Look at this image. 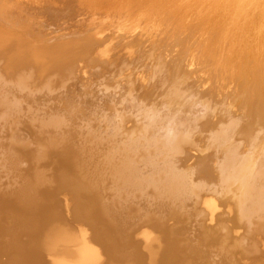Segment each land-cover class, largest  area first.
Instances as JSON below:
<instances>
[{"label":"bare ground","instance_id":"6f19581e","mask_svg":"<svg viewBox=\"0 0 264 264\" xmlns=\"http://www.w3.org/2000/svg\"><path fill=\"white\" fill-rule=\"evenodd\" d=\"M129 2L0 0V264H264V0Z\"/></svg>","mask_w":264,"mask_h":264},{"label":"rangeland","instance_id":"374dc122","mask_svg":"<svg viewBox=\"0 0 264 264\" xmlns=\"http://www.w3.org/2000/svg\"><path fill=\"white\" fill-rule=\"evenodd\" d=\"M129 1L130 0H105L106 7H103V6L97 7L96 4L95 5L94 4L93 5H89V6L86 5L85 7H87L86 9H87L88 12L92 13V16L93 15H95V16H105L106 18L112 19V18H115V16H112L110 18V15H111L110 13H112V15H113V13H116L117 16H119V15H121L123 13V15L125 17H126V15H128L127 12L128 11H131L128 8H126V6H128L129 3H130ZM139 1L141 2V6L143 5L142 7L145 8V9L148 8V6L150 4L153 5L155 8H160V7L169 8L172 5L173 6H176V4L178 5V3L180 2V0H174V1L173 0H156L157 2H153L155 0H139ZM165 2L167 4L169 2V4L167 5ZM151 5L149 7H151ZM93 6L96 7V8H93ZM179 7H181V6H178V7L176 6L175 9L180 10L181 8H179ZM149 9L150 8H148V10ZM96 24L98 25V23H96ZM160 40L163 41V39H160ZM212 42H213L212 45L209 42H208V44L205 45V50L206 51L209 50V49L210 50H213L214 48L216 50H218V51H221L220 48H222V52L224 51V48H223L224 46L222 45V43L220 41H219V44H216V38H215V40L212 41ZM184 45H185V43H184ZM185 46H187V45H185ZM250 49L251 50L249 52H250V54H252V58L251 59L250 58L246 59V61H248V64L246 65V67L248 66L247 69H246L247 71L244 70V67H243L242 76H240L241 77L240 79L241 80L243 79V82L245 84L244 85L243 83H240V85L242 84V88L243 87H249V85L252 84V80L254 78V72L251 69H253L255 67V66H253V64L255 62L258 64V62L260 61V55L259 54H256V52L253 49V47H251ZM229 53L226 54V59H225L227 61L228 65H236L238 63H241L242 55L239 53V51L234 50L233 53L232 52L230 53V55H229ZM220 57L221 56H219V58ZM219 58H217V59H219ZM243 64H244V62H243ZM197 67H198V69L195 72V74H197L199 76L202 75V77H207V76L211 75V73H212L211 72V69L213 68V65L211 66V64H209V63L207 64L206 62H203V64L200 63ZM249 68H250V71L251 72L249 71ZM195 74H193V75H195ZM209 83H210V80L208 79L207 82H206V86L209 85ZM262 92H263V94H262ZM241 95L243 96V94H241ZM256 95H258V96H256ZM256 95L255 96L254 95H252V96L249 95V98H248L249 101H247L248 104H246V106H247L246 109L247 110H248V107H250V106H253V108H254L255 106L257 107L259 104L264 103V91L263 90H260L258 92V94H256ZM246 109L244 111H246Z\"/></svg>","mask_w":264,"mask_h":264}]
</instances>
